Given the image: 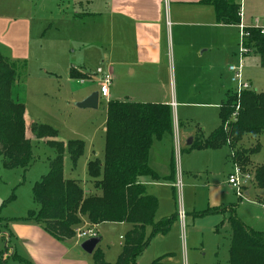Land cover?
I'll return each mask as SVG.
<instances>
[{
    "label": "rangeland",
    "instance_id": "374dc122",
    "mask_svg": "<svg viewBox=\"0 0 264 264\" xmlns=\"http://www.w3.org/2000/svg\"><path fill=\"white\" fill-rule=\"evenodd\" d=\"M85 7V4L79 6L72 0H0V52L16 66V86L26 107L25 133L30 139L33 155L25 169H6L0 157V217L8 221L13 234L9 240L7 231L0 230L1 259H8L10 263L13 243L20 254L19 243L14 240L13 225L32 222L22 218L37 210L32 195L33 184L47 171L48 160L54 156V150L43 139L33 136L30 123L52 126L57 130L56 138L63 142L70 139L84 142L75 166L68 154H64L63 175L77 180L86 193H90L93 188L87 175L86 162L94 157H103L105 103L109 98L99 95L96 108H79L75 105L91 92H98V78L94 72L97 67L105 69L108 65L107 46L98 42L100 30L97 19L93 20L86 14L81 18L69 19L73 11L84 12ZM228 46L225 57L220 54L211 57L218 68L237 65L242 58L245 79L249 80L254 90L264 92V67L259 65L257 54L240 53L239 28L234 48ZM72 69L88 77L72 78L69 76ZM129 69H121L120 79L109 87L110 97L147 99L146 95L140 94L145 87L140 85L138 78L133 79L136 73L129 72ZM220 73L224 74L222 70ZM211 74L201 69L198 80L185 87L184 94L190 102L171 106L176 125H179L178 152L175 150L174 135L172 138L166 133L161 137L166 146L171 148L174 163L171 172L170 169L167 174L162 175L161 172L154 179L142 176V181L147 183L145 190L153 193L157 200L154 220L173 217L178 210H182L183 227L180 217H173L165 232L158 231L152 235L149 244L134 257L133 264H151L160 255L162 257L155 264H226L230 240L226 218L230 214L227 210L230 206L244 222L254 229L264 230L263 191L248 183L247 194L244 189L242 195L237 196L226 185V174L232 171L235 163L231 157H226L231 152L229 146L185 151L186 134L199 132L206 137L219 124L217 103L222 92L214 94V89L210 87ZM228 87H231L229 80ZM169 88L172 89L171 83L165 87L166 91ZM240 143L243 147L259 143V148L249 160L251 164L264 163L263 135H244ZM250 162L245 168L254 172L256 166H251ZM170 173H173V179L167 178ZM177 181L178 186L175 184ZM206 205L216 207L217 211L199 215L201 208ZM127 228L128 223L124 221L102 222L95 228L85 216H81V223L75 230H91L95 235L98 234L100 241L97 247L105 253V260L112 263L120 250L122 239L119 235L122 237ZM150 232L151 226L147 225L145 235L148 236ZM87 238L74 237L76 244L72 250L90 258L91 255L79 247V243ZM90 260L93 262L92 257Z\"/></svg>",
    "mask_w": 264,
    "mask_h": 264
},
{
    "label": "trees",
    "instance_id": "16d2710c",
    "mask_svg": "<svg viewBox=\"0 0 264 264\" xmlns=\"http://www.w3.org/2000/svg\"><path fill=\"white\" fill-rule=\"evenodd\" d=\"M199 2L213 7L217 23L237 25L240 21V6L235 0ZM78 16L74 14V17ZM244 46L248 49L246 53L258 55V63L264 67V34L249 29ZM69 76L82 78L73 69ZM17 77L15 63L0 52V157L6 169H25L33 159L31 142L25 133V104L16 86ZM236 105L238 108L233 117ZM105 113L103 157H94L86 163L87 175L93 187L90 193L84 192L77 180L63 175L64 154H68L75 166L84 142L79 139L63 142L56 138L57 130L52 126L30 123L33 136L43 139L54 150V156L48 160L47 171L33 184L32 195L37 210L22 219L39 224L58 241L75 236V227L81 223V216H85L91 224L129 223L131 228L124 233L114 262H107L98 247H95L91 257L94 264H133L134 257L149 244L152 235L158 231L165 232L176 216L175 213L173 217L155 221L157 200L146 193L145 186L139 181L141 176L156 177L147 164L149 149L153 140L171 133V109L164 103L108 99ZM218 118L219 125L206 137H198L188 148L228 145L231 159L246 169L249 157L260 144L243 147L240 142L247 134H261L264 137V92L251 87L237 96L233 90H228L219 104ZM252 182L263 191L264 201V164L256 166ZM216 211V207H207L199 215ZM226 222L230 230L226 264H264V230L245 225L234 210H231ZM147 225L151 226L148 236L145 235ZM0 230L7 231L11 240L13 234L8 221L1 217ZM1 251L0 246V264H31L28 258L14 249L11 263L8 259L2 260Z\"/></svg>",
    "mask_w": 264,
    "mask_h": 264
},
{
    "label": "crops",
    "instance_id": "0c3cea01",
    "mask_svg": "<svg viewBox=\"0 0 264 264\" xmlns=\"http://www.w3.org/2000/svg\"><path fill=\"white\" fill-rule=\"evenodd\" d=\"M63 1L70 2L71 0ZM72 1L78 3L79 6L85 4L86 10L84 12L73 11L69 19L81 18L86 14L93 20L97 19L99 23L100 34L98 42L107 46L108 65L105 69L109 70L111 74L110 86L120 79L122 68H130L129 72L136 73L133 79L138 78L140 85L145 87L144 92L140 94L142 96L146 95L147 99L134 100L124 97L123 99L113 98V100L164 103L169 105L171 109V106L190 102L187 95L184 94V90L187 84L198 80L197 77L201 69L212 73L210 87L214 89V94L219 95L222 92L218 99L217 109L224 99L225 93L228 90H233L228 66H224V69H219L211 57L213 54H220V56L223 55L225 57L229 48L227 45L234 48L238 27L237 25L217 23L214 9L211 5L200 3L199 0ZM235 1L240 6L239 18L242 24H251L255 19L264 22V0ZM75 13L80 16L74 17ZM220 70L224 74H219ZM75 71L82 75L78 70ZM87 77L82 75L84 79ZM228 80L231 83V87H228ZM168 83H171L172 89L170 90L169 88V91H166L165 87ZM189 90L191 89L189 88ZM110 96L108 90V98L112 99ZM171 117L172 130L168 134L172 137V135L178 133L177 128L179 125H176L172 111ZM185 137V151L190 152L193 149H189L188 146L198 137H205V135L194 132L192 135L186 134ZM189 138H191V143L187 145L186 141ZM162 139L152 141L147 159L148 166L156 175H161V172L162 175L167 174L168 170L170 169L171 172L174 166L171 148L169 149L164 143L165 140ZM178 139L180 138L178 137ZM230 154L231 152L226 157H230ZM258 165L261 164H251L253 167ZM230 172L226 174V179ZM146 177L154 179L149 176ZM167 178L173 179V173H170ZM139 181L145 187L147 186V183L142 181V176ZM251 183L256 186L253 182ZM226 185L230 187L228 184ZM247 192L248 189L245 190V195ZM146 193L155 196L151 192L146 191ZM261 206L263 207V205ZM207 207L211 206L206 205V207L201 209L203 210ZM232 208L230 206L227 210L231 212ZM238 218L245 225L253 228L244 222L241 217ZM180 223L183 227V220H180ZM93 225L97 228L100 223ZM216 227L217 225H215V230H217ZM130 228L131 224L128 223V228L124 233ZM13 232L14 240L20 245V247L18 245L19 253L28 258L31 264H94L90 260L91 257L86 258L84 255L72 250L76 244V241L73 240L75 236L64 241H58L34 222L26 224L15 223ZM123 235L122 237L119 235L120 239H123ZM11 246L15 252H18L14 243ZM159 257H162V255L155 257L151 264L157 263ZM212 264L220 263L214 262Z\"/></svg>",
    "mask_w": 264,
    "mask_h": 264
},
{
    "label": "built area",
    "instance_id": "2783aa9c",
    "mask_svg": "<svg viewBox=\"0 0 264 264\" xmlns=\"http://www.w3.org/2000/svg\"><path fill=\"white\" fill-rule=\"evenodd\" d=\"M237 26L240 32V53L243 55L244 53L248 52V49L244 46V39L246 38V36L249 35V29L258 30L260 34H264V22L255 19L251 24H242V22L239 21ZM242 68H243L242 58H240L237 65L228 66V70L231 73L230 80L233 84V91L237 95H239L242 90L251 88L249 82L243 77ZM94 74L98 78V86H99L98 94L108 98V90L111 84L110 71L106 69H102L101 67H97ZM172 105L174 104L172 103ZM237 108L238 106H236L235 111L232 113L233 117L236 114ZM174 137H175L174 139L175 150L176 152H178L179 139L177 137V134H175ZM252 181H253V172L243 169L237 163H234L232 171L228 174L227 179H226L227 184L235 191V194L237 196H241L242 191L245 189L246 185L248 183H251ZM175 184L178 186V181ZM177 216L180 217L179 219L182 221L183 216H184L183 211L178 210ZM77 236L79 238H84V237L89 238V237H93L96 235L92 233L91 230L76 229L75 237Z\"/></svg>",
    "mask_w": 264,
    "mask_h": 264
},
{
    "label": "water",
    "instance_id": "95a60500",
    "mask_svg": "<svg viewBox=\"0 0 264 264\" xmlns=\"http://www.w3.org/2000/svg\"><path fill=\"white\" fill-rule=\"evenodd\" d=\"M98 97L99 94L97 91H93L88 94L85 98L75 103L79 108H96L98 106ZM191 143V138L186 141V144ZM100 241L99 236L89 237L79 243V247L86 253L91 254L95 249L96 245Z\"/></svg>",
    "mask_w": 264,
    "mask_h": 264
}]
</instances>
